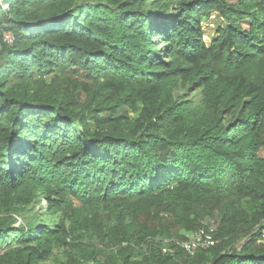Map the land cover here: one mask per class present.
<instances>
[{
    "label": "trees",
    "instance_id": "trees-1",
    "mask_svg": "<svg viewBox=\"0 0 264 264\" xmlns=\"http://www.w3.org/2000/svg\"><path fill=\"white\" fill-rule=\"evenodd\" d=\"M263 149L264 0L2 1L0 264H264Z\"/></svg>",
    "mask_w": 264,
    "mask_h": 264
},
{
    "label": "built area",
    "instance_id": "built-area-1",
    "mask_svg": "<svg viewBox=\"0 0 264 264\" xmlns=\"http://www.w3.org/2000/svg\"><path fill=\"white\" fill-rule=\"evenodd\" d=\"M5 38L8 42H10L11 36L9 34L5 35ZM213 229L214 225L208 226L206 228H200L196 232L187 236L186 239L180 242L181 247L191 253L196 249L207 248L215 244V240L213 237ZM262 240L264 241V228L262 230ZM167 248L163 247L162 250L166 251Z\"/></svg>",
    "mask_w": 264,
    "mask_h": 264
},
{
    "label": "rangeland",
    "instance_id": "rangeland-1",
    "mask_svg": "<svg viewBox=\"0 0 264 264\" xmlns=\"http://www.w3.org/2000/svg\"><path fill=\"white\" fill-rule=\"evenodd\" d=\"M215 20L216 21V17L212 18V20ZM212 24H214V22L212 21V23L210 25H208V27L205 29L206 31V34L207 35H204L203 37V41L206 43V44H209V38H210V35L212 34ZM209 36V37H208ZM175 95H182L183 96V99H187V100H191L197 104H200L201 103V94L199 92V90H187V86L184 85V86H181V87H178L176 90H175ZM261 154L264 155V149L261 151ZM214 224V221H210L209 225H213ZM57 259H61V258H57ZM43 264H60V262L58 260H50V261H47Z\"/></svg>",
    "mask_w": 264,
    "mask_h": 264
},
{
    "label": "water",
    "instance_id": "water-1",
    "mask_svg": "<svg viewBox=\"0 0 264 264\" xmlns=\"http://www.w3.org/2000/svg\"><path fill=\"white\" fill-rule=\"evenodd\" d=\"M2 1H3V0H0V6H1V4H2Z\"/></svg>",
    "mask_w": 264,
    "mask_h": 264
},
{
    "label": "clouds",
    "instance_id": "clouds-1",
    "mask_svg": "<svg viewBox=\"0 0 264 264\" xmlns=\"http://www.w3.org/2000/svg\"><path fill=\"white\" fill-rule=\"evenodd\" d=\"M2 5V4H1ZM214 225V224H213Z\"/></svg>",
    "mask_w": 264,
    "mask_h": 264
}]
</instances>
